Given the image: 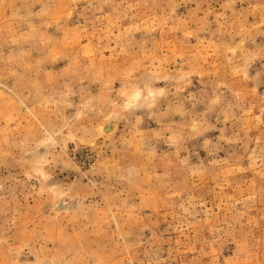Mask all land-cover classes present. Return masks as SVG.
I'll return each instance as SVG.
<instances>
[{"label": "rangeland", "instance_id": "rangeland-1", "mask_svg": "<svg viewBox=\"0 0 264 264\" xmlns=\"http://www.w3.org/2000/svg\"><path fill=\"white\" fill-rule=\"evenodd\" d=\"M0 264H264V0H0Z\"/></svg>", "mask_w": 264, "mask_h": 264}, {"label": "bare ground", "instance_id": "bare-ground-1", "mask_svg": "<svg viewBox=\"0 0 264 264\" xmlns=\"http://www.w3.org/2000/svg\"><path fill=\"white\" fill-rule=\"evenodd\" d=\"M111 128V124H108L104 129L105 130H108V129H110Z\"/></svg>", "mask_w": 264, "mask_h": 264}]
</instances>
